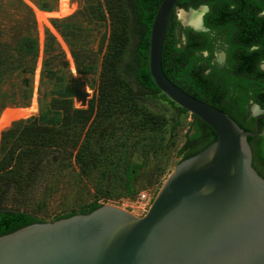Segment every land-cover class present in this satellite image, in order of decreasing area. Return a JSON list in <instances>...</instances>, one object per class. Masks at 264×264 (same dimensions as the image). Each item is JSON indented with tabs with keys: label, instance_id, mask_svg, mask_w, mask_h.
I'll return each mask as SVG.
<instances>
[{
	"label": "water",
	"instance_id": "obj_1",
	"mask_svg": "<svg viewBox=\"0 0 264 264\" xmlns=\"http://www.w3.org/2000/svg\"><path fill=\"white\" fill-rule=\"evenodd\" d=\"M177 2L163 0L155 15L150 73L217 139L177 164L144 215L104 203L88 213L25 225L0 235V264H264V176L253 165L249 142L264 115L255 130L244 129L167 76L163 49ZM195 28L207 29L202 18Z\"/></svg>",
	"mask_w": 264,
	"mask_h": 264
},
{
	"label": "trees",
	"instance_id": "obj_2",
	"mask_svg": "<svg viewBox=\"0 0 264 264\" xmlns=\"http://www.w3.org/2000/svg\"><path fill=\"white\" fill-rule=\"evenodd\" d=\"M162 1L105 0L111 19L110 41L103 61L99 96L93 98L86 108L75 106V85L69 78L64 82L65 77L55 68L60 61V52L55 46H51L50 53L55 54L45 58L42 73L50 81H55L59 90L53 92L50 103H44L41 99L38 115L14 121L1 135L0 235L34 222L47 221L28 209L10 206L8 194L13 188L24 196L28 190L34 188L45 172H52L51 167L70 166L73 157L83 175L89 176L95 168L102 165L105 168L101 170L103 176L108 172L119 173L124 169L121 172L126 176V181L134 178L137 166L135 167L132 159H127V150L129 144H133V140L127 139L122 142L123 148L119 153L106 154L99 146L98 136H101V132L115 116L125 115L138 125L142 134L146 135L143 137L146 143H149L147 140H151L150 137L155 131H159L156 133L161 136L155 142L163 143L166 138L165 126L172 123L171 127L174 130L181 124L179 115L188 110L178 106L161 91L149 68L151 29ZM177 22L172 16L164 43L163 68L170 79L180 82L185 78L186 70L183 49L177 46L178 42L174 37ZM51 39L54 37L51 36ZM37 55L38 40L32 36L24 37L15 47L0 43V69L3 73L22 69L31 76L35 70ZM61 64L67 67L68 61L61 59L59 65ZM78 70L85 74L91 72L88 67L83 69L84 71L78 67ZM140 93L156 95L159 98L163 96L171 104L179 107V111L173 110L170 116L163 112H154L147 107ZM255 94L259 96L258 100L264 107V71L255 73ZM30 97L31 94L26 93L25 101ZM231 114L238 120L239 113ZM192 115L194 120L186 134V141L179 150L183 154L182 159L197 154L217 139L212 127L198 116ZM262 127L264 121L260 125V130ZM255 138L249 136L253 150V165L264 176V136H261L256 146L253 144ZM57 162L61 165L59 163L56 165ZM99 192L103 194V191ZM128 192L133 194L135 190L130 186ZM98 197L99 195L87 207L59 214L52 220L76 213L91 212L103 204L99 202Z\"/></svg>",
	"mask_w": 264,
	"mask_h": 264
},
{
	"label": "rangeland",
	"instance_id": "obj_3",
	"mask_svg": "<svg viewBox=\"0 0 264 264\" xmlns=\"http://www.w3.org/2000/svg\"><path fill=\"white\" fill-rule=\"evenodd\" d=\"M69 1L76 4L71 14L64 17L49 16V21L45 20L44 27L40 28L38 13L57 11L60 0H0V43L15 47L26 36L38 40V55L31 76L22 69L7 73L0 69V114L7 108L29 106L35 94L39 106L36 115L41 109V99L44 103L51 102L53 92L59 90V87L42 73L45 58L55 54L50 53L51 46H55L60 52V61H68L67 67L59 65L60 61L56 62L58 65L55 67L66 78L64 82L67 78L73 80L76 95L80 82L91 90L86 106L82 108L88 107L91 100L99 96L103 61L111 34V19L106 3L105 0ZM78 67L82 71L88 67L91 72L81 73ZM26 93L31 94L27 101L24 98ZM140 95L147 107L154 112L170 116L173 110L179 111V107L163 96ZM179 120L181 124L174 130L172 123L165 126L166 138L161 144L155 142L161 137L156 133L159 131L153 133L150 141L147 140L149 143L144 142L143 137L146 135L125 115H117L107 124L101 136H98L100 145L97 144L106 154L119 153L123 148L122 142L133 140L127 150V159H132L137 167L134 178L129 181H126V176L121 172L124 169L119 173L108 172L103 176L101 170L105 168L102 165L95 168L89 176L83 175L73 157L70 166L51 167L52 172H45L34 188L24 196L12 188L8 194V204L20 206L43 219L52 220L59 214L87 207L99 195V202L103 204H115L142 216L149 208L145 210V203L140 199L141 193L147 192L149 196L156 197L183 157L179 150L186 141V134L194 117L188 111L180 113ZM58 163L61 165L60 162L56 165ZM130 186L135 190L133 194L128 192ZM98 191H103V194Z\"/></svg>",
	"mask_w": 264,
	"mask_h": 264
},
{
	"label": "flooded vegetation",
	"instance_id": "obj_4",
	"mask_svg": "<svg viewBox=\"0 0 264 264\" xmlns=\"http://www.w3.org/2000/svg\"><path fill=\"white\" fill-rule=\"evenodd\" d=\"M181 11L192 12L194 19L185 23ZM172 16L178 21L174 37L183 49L186 76L171 80L229 114L239 113L234 119L240 126L255 130L257 117L264 115L255 94V73L264 71V0H178L168 27ZM200 18L206 30L195 28ZM263 121L255 146L264 136Z\"/></svg>",
	"mask_w": 264,
	"mask_h": 264
},
{
	"label": "bare ground",
	"instance_id": "obj_5",
	"mask_svg": "<svg viewBox=\"0 0 264 264\" xmlns=\"http://www.w3.org/2000/svg\"><path fill=\"white\" fill-rule=\"evenodd\" d=\"M76 8V4L71 3L69 0H60V6L57 11L54 12H39L38 13V21L40 28L44 27L45 20L51 18L49 16L56 15L57 17H64L66 15L71 14ZM196 15V14H195ZM199 15V14H198ZM180 18L185 23H188L194 19L193 13H186L185 11H181L179 14ZM201 17V16H200ZM198 22V21H197ZM78 78V77H77ZM77 95H76V107H84L86 106L87 100L91 94V90L82 82L78 84L77 87ZM39 110L38 103L36 101V94L33 97L32 103L28 107H11L7 108L0 120V138L2 135L3 130L7 129L11 126L14 121L25 119L28 116H34Z\"/></svg>",
	"mask_w": 264,
	"mask_h": 264
},
{
	"label": "built area",
	"instance_id": "obj_6",
	"mask_svg": "<svg viewBox=\"0 0 264 264\" xmlns=\"http://www.w3.org/2000/svg\"><path fill=\"white\" fill-rule=\"evenodd\" d=\"M155 196H149V193L147 192H142L141 195H140V199L142 201H144V205H145V210H147V207L149 208L153 202V199H154Z\"/></svg>",
	"mask_w": 264,
	"mask_h": 264
}]
</instances>
